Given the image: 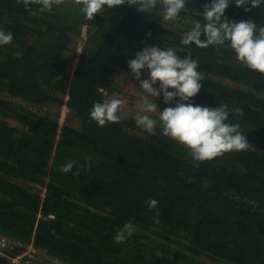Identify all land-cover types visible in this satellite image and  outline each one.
<instances>
[{"label": "trees", "instance_id": "trees-1", "mask_svg": "<svg viewBox=\"0 0 264 264\" xmlns=\"http://www.w3.org/2000/svg\"><path fill=\"white\" fill-rule=\"evenodd\" d=\"M83 2L49 0V10L44 0H0V30L13 34L0 44V233L65 264H264V74L239 63L227 42L182 43L205 23L210 0H185L173 29L155 21L164 0L144 12L124 0L92 20ZM247 7L233 0L224 15L264 27V4ZM145 46L196 60L203 79L192 102L226 104L227 122L255 143L196 161L135 117L92 120L93 104L117 92L115 80L132 74L128 60ZM56 106L69 111L65 123ZM157 106L173 105L161 95ZM126 224L131 235L115 242Z\"/></svg>", "mask_w": 264, "mask_h": 264}, {"label": "clouds", "instance_id": "clouds-1", "mask_svg": "<svg viewBox=\"0 0 264 264\" xmlns=\"http://www.w3.org/2000/svg\"><path fill=\"white\" fill-rule=\"evenodd\" d=\"M124 0H84L81 11L86 19L92 20L95 15L107 6L112 8L121 5ZM233 0H210L202 11L205 23L196 22L184 36L182 43H194L199 47L224 45L230 47L236 60L250 70L264 74V27L257 29L251 20L234 22L225 17V10ZM236 7L245 12L264 4V0H234ZM49 0H44V7L51 9ZM135 7L144 10L155 7V0H138ZM185 7V0H164L163 18H176ZM205 39H201V36ZM13 39L11 32L0 30V44H8ZM128 68L139 81L141 89L140 108L135 123L145 131H154L158 121L149 113H159V124L168 137L189 149V154L196 161L211 160L225 152L242 151L248 147L246 135L239 130V125L228 123L230 115L228 106L209 107L192 102L201 90L203 79L198 71V62L190 56L181 58L173 48L145 46L128 60ZM147 78L141 79L142 72ZM157 82L159 84L156 87ZM162 95L165 105H173L160 110L154 102ZM123 101L117 98L94 103L89 115L99 126L106 122H118L123 118L120 108ZM243 115L241 109H235ZM74 162L65 164L62 172H69ZM149 208H155L157 200L150 199ZM130 225L117 232L113 240L123 242L125 233L131 235Z\"/></svg>", "mask_w": 264, "mask_h": 264}, {"label": "rangeland", "instance_id": "rangeland-1", "mask_svg": "<svg viewBox=\"0 0 264 264\" xmlns=\"http://www.w3.org/2000/svg\"><path fill=\"white\" fill-rule=\"evenodd\" d=\"M179 20L180 19L178 16L172 20H165L163 18V14L156 15V18H155V21L160 22V24H162L164 27L171 28V29L179 28V25H180ZM85 37H86V35H85ZM80 41H81L80 47H82L85 39H82ZM80 47H79V49H80ZM67 59H68V61H72V63H74L76 56L75 55H69V56H67ZM144 78H147V72L146 71L142 72L141 79H144ZM221 82L225 85H231L228 81L221 80ZM158 86H159V84L157 82L156 87H158ZM115 87L117 89L116 90L117 92H114L113 94L109 95L108 99L117 98V99L122 100L123 103L121 105L120 112L126 116L136 117L137 113L139 112V108H140V95H141L140 91H141V89L139 87V81L134 78L133 74L124 75V76L115 80ZM160 98H161V96L158 98H155L154 102L157 104L160 101ZM16 103H18V102H16ZM25 106L29 107L28 105H25ZM52 110L55 112V114H60V116H61L60 117V123H65L67 121V118L68 117L70 118L69 111L67 110L66 107L63 108L60 106H58V107L56 106V108L53 107ZM149 115L159 119V113L158 112L157 113H149ZM9 122L13 127H16L18 130L23 131L26 129L24 125H22L16 121L10 120ZM74 125H75V123H74ZM153 134L156 136H160V137L170 138L164 134L163 129L161 127H156V129L153 131ZM246 139H247V142L249 144L255 143L254 141H252L249 138H246Z\"/></svg>", "mask_w": 264, "mask_h": 264}, {"label": "built area", "instance_id": "built-area-1", "mask_svg": "<svg viewBox=\"0 0 264 264\" xmlns=\"http://www.w3.org/2000/svg\"><path fill=\"white\" fill-rule=\"evenodd\" d=\"M42 218V215L38 216ZM50 214L47 219H54ZM0 262L3 264H65L37 248L33 240L23 242L0 233Z\"/></svg>", "mask_w": 264, "mask_h": 264}]
</instances>
